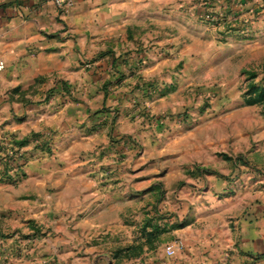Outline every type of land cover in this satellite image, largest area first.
Here are the masks:
<instances>
[{
	"label": "rangeland",
	"instance_id": "obj_1",
	"mask_svg": "<svg viewBox=\"0 0 264 264\" xmlns=\"http://www.w3.org/2000/svg\"><path fill=\"white\" fill-rule=\"evenodd\" d=\"M138 1L140 6L125 32L128 41L120 44L126 56L120 61L126 65L120 78L131 77L148 61L157 65L156 73L130 78L124 89H102L106 96L119 95L118 111L133 113L131 119L138 111L139 128L120 134L114 131L115 120L111 122L109 145L124 164L114 170L108 157L99 171L90 172L93 180L88 187L89 193L111 197L122 182L124 200L119 205L125 215L105 219L109 226L100 233L95 222L100 220V210L111 209L112 201L94 198L89 206L93 216L89 233L81 238L104 264H176L185 248L168 257L167 247L180 238L170 236L171 230L200 217H215L220 200L229 196H237L242 207L244 199L257 201L259 197L253 195L264 193V35L259 31L251 36L253 21L264 17V0ZM163 1L173 3L165 12L167 20L158 15ZM248 4L255 9L246 19ZM38 84L27 91L33 103L61 92L55 87L40 89ZM51 140L50 134L43 140L48 152L53 150ZM2 142L0 151L5 147ZM7 146L11 154H0V177L26 176L18 171L29 162L36 144L23 153ZM63 192L72 191L49 182L39 190L28 186L21 194H28L30 200L44 193L45 223L53 221L55 211L69 224L71 202L68 196L59 198ZM29 222L35 228V221ZM44 229L22 236L43 237L45 247L38 264L56 263L74 236L47 224ZM14 233L0 234V238Z\"/></svg>",
	"mask_w": 264,
	"mask_h": 264
},
{
	"label": "crops",
	"instance_id": "obj_2",
	"mask_svg": "<svg viewBox=\"0 0 264 264\" xmlns=\"http://www.w3.org/2000/svg\"><path fill=\"white\" fill-rule=\"evenodd\" d=\"M139 6L138 0H74L72 6L62 9L53 0H0V60L5 62V68L0 69V140L5 144L0 154H11L8 144L20 148L21 153L36 144L30 151L31 159L18 171L26 176L0 177V234L15 232L0 238V264H38L39 252L45 247L43 237L22 235L35 228L44 231L46 224L74 236L59 261L52 264L106 262L99 260L81 234L89 233L93 217L89 206L94 198L112 201L111 209L100 210V220L95 222L100 233L109 226L105 219L125 215L119 205L124 200L122 182L116 184L118 190L111 197L89 193L88 187L93 180L90 172L99 171L108 157L114 170L124 164L120 153L115 154L109 145L111 122L115 120L114 131L120 134L139 128L138 111L131 119L133 113L118 111L122 104L119 95L111 92L106 96L102 89H124L130 78L139 74L149 78L156 73L157 65L148 61L131 77L120 78L125 65L120 61L126 57L121 45L128 41L125 32ZM158 6L159 17L167 20L165 12L173 3L163 1ZM248 8L246 19L255 9L253 4L245 10ZM251 26V36L259 31L264 35V17ZM132 64L137 66L135 61ZM37 83L40 89L55 87L61 92L45 102L33 103L27 91ZM34 133L40 135L38 143L16 144ZM49 134L51 152L43 144ZM49 182L69 186L72 191L59 195L68 196L71 202L69 224L55 211L53 221L45 223L44 193L34 194L30 200L28 194H21L28 186L39 190ZM253 197L259 199H244L246 203L238 207L237 196H229L220 200L215 217H200L189 226L171 230L170 236L185 242L176 264H264V193ZM29 201L34 205L29 206ZM209 224L211 228L205 227ZM138 229L139 223L133 224L134 242Z\"/></svg>",
	"mask_w": 264,
	"mask_h": 264
},
{
	"label": "built area",
	"instance_id": "obj_3",
	"mask_svg": "<svg viewBox=\"0 0 264 264\" xmlns=\"http://www.w3.org/2000/svg\"><path fill=\"white\" fill-rule=\"evenodd\" d=\"M54 3L62 9H67L68 7L72 6L74 3V0H53ZM5 68V62L4 60H0V69ZM185 248V242L183 239H177L170 243V245L167 247V255L173 256L176 255L178 252L182 251Z\"/></svg>",
	"mask_w": 264,
	"mask_h": 264
},
{
	"label": "trees",
	"instance_id": "obj_4",
	"mask_svg": "<svg viewBox=\"0 0 264 264\" xmlns=\"http://www.w3.org/2000/svg\"><path fill=\"white\" fill-rule=\"evenodd\" d=\"M38 136H40L38 133H34L32 134V136L29 138H25V139H22L20 141H17L16 144H18L19 146H24V145H27L29 144L33 139H36Z\"/></svg>",
	"mask_w": 264,
	"mask_h": 264
}]
</instances>
